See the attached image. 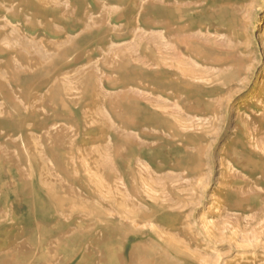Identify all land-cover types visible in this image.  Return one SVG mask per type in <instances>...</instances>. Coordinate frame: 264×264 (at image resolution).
<instances>
[{
  "label": "rangeland",
  "instance_id": "1",
  "mask_svg": "<svg viewBox=\"0 0 264 264\" xmlns=\"http://www.w3.org/2000/svg\"><path fill=\"white\" fill-rule=\"evenodd\" d=\"M0 264H264V0H0Z\"/></svg>",
  "mask_w": 264,
  "mask_h": 264
}]
</instances>
